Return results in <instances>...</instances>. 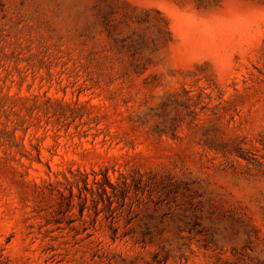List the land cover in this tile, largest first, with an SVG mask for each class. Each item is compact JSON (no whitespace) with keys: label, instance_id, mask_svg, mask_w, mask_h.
Returning a JSON list of instances; mask_svg holds the SVG:
<instances>
[{"label":"rangeland","instance_id":"obj_1","mask_svg":"<svg viewBox=\"0 0 264 264\" xmlns=\"http://www.w3.org/2000/svg\"><path fill=\"white\" fill-rule=\"evenodd\" d=\"M0 264H264V0H0Z\"/></svg>","mask_w":264,"mask_h":264},{"label":"trees","instance_id":"obj_2","mask_svg":"<svg viewBox=\"0 0 264 264\" xmlns=\"http://www.w3.org/2000/svg\"><path fill=\"white\" fill-rule=\"evenodd\" d=\"M104 180H105V183L113 190L115 188V185L111 182L110 178L108 175H104ZM124 185L127 186L128 185V182L127 180L125 179L124 180ZM85 187H87V183H85ZM80 190V189H79ZM103 190H105L106 192H108L106 186L103 187Z\"/></svg>","mask_w":264,"mask_h":264}]
</instances>
